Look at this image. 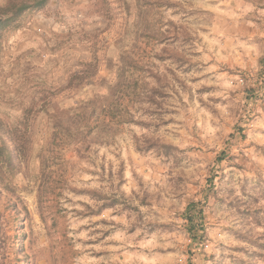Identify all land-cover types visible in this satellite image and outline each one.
<instances>
[{
  "label": "rangeland",
  "instance_id": "1",
  "mask_svg": "<svg viewBox=\"0 0 264 264\" xmlns=\"http://www.w3.org/2000/svg\"><path fill=\"white\" fill-rule=\"evenodd\" d=\"M18 22L0 35V131L24 160L0 170V264H264V0H48ZM87 101L88 131L51 127Z\"/></svg>",
  "mask_w": 264,
  "mask_h": 264
},
{
  "label": "trees",
  "instance_id": "2",
  "mask_svg": "<svg viewBox=\"0 0 264 264\" xmlns=\"http://www.w3.org/2000/svg\"><path fill=\"white\" fill-rule=\"evenodd\" d=\"M47 1L48 0H3V3H0V35L2 36L5 29L16 27L19 23L18 21L24 14L43 7ZM77 79H80V84H92V78L88 73L84 76L77 77ZM92 114L93 108L91 107V102L87 101L75 108H68L50 113L49 118L51 120L48 121L53 129L63 128L65 132L75 129L76 135H81L89 130L90 117ZM80 127L82 129H80ZM6 132L12 134L13 139L11 140V145H9L5 138L7 134L0 131V170L2 173L5 168H8V174L15 175L17 171H20L22 163H24L21 157L23 148L19 146V132L17 130L13 132L7 130ZM73 140H75L76 144L80 142V140L76 138ZM0 180L3 183L2 175ZM203 201H206V196ZM204 202L191 201L184 210V219L186 220V229L189 237L191 240L197 241L202 245H205L203 243L205 239V225L202 205ZM188 264L191 263L189 262Z\"/></svg>",
  "mask_w": 264,
  "mask_h": 264
},
{
  "label": "built area",
  "instance_id": "3",
  "mask_svg": "<svg viewBox=\"0 0 264 264\" xmlns=\"http://www.w3.org/2000/svg\"><path fill=\"white\" fill-rule=\"evenodd\" d=\"M240 81H242V79L240 78Z\"/></svg>",
  "mask_w": 264,
  "mask_h": 264
}]
</instances>
